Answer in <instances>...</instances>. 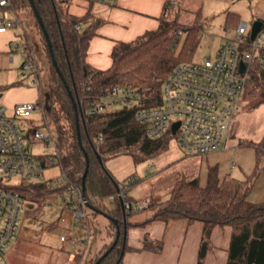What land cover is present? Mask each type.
<instances>
[{"label":"trees","instance_id":"1","mask_svg":"<svg viewBox=\"0 0 264 264\" xmlns=\"http://www.w3.org/2000/svg\"><path fill=\"white\" fill-rule=\"evenodd\" d=\"M11 1L14 11L24 10L35 18L49 62V110L57 138L59 166L67 182L80 188L84 197L90 200L89 207L95 215L106 214L118 220L117 224L110 221L106 230L110 242L102 247L96 257L83 262L79 256L76 259L80 264H96L118 238L116 246L99 263L117 264L124 242V214L120 200H113L112 207L105 201L117 193V186L124 189L133 181L128 183L127 178L117 182L106 163L127 156L135 165H139L169 149L173 138L165 135L151 140L147 127L135 121V114L140 107L161 105L162 88L168 75L177 65L193 61L202 38L201 10L191 24L184 25L170 18L172 3L168 0L159 18V27L146 31L132 41L115 42L111 67L100 70L87 62L90 43L97 35V30L107 22L94 13L98 3L96 0H87L88 12L81 17L69 12L71 0H32V3L30 0ZM226 23L233 30L240 19L235 13L228 12ZM78 25H81L80 29H77ZM116 85L135 88L140 93L139 105L89 115L87 112L91 101L104 89ZM89 87L91 90H88ZM245 98L250 109L264 105V69L259 64H255L250 72ZM74 103L85 114V125L80 119L79 130ZM37 104L43 106V99ZM240 145L254 148L256 152L254 171L246 180L228 176L222 178L217 166L209 167L206 186H202L197 178L177 182L169 197H150V205L143 209L151 210L152 216L149 219L129 222L128 227H145L154 221L169 223L182 219L189 224L201 222L204 231L198 264H204L205 256L212 247L214 228L228 226L232 228L233 234L227 264H264V202L253 203L249 200L256 181L264 171V136L258 143L242 141ZM97 155L102 158L108 174ZM53 182L40 181L14 189L24 201L37 205L38 208L32 211L36 212L45 205L49 194L63 191L68 185L51 188ZM124 201L134 202L127 195ZM136 213L127 210V219ZM144 248L159 253L163 243L154 244L146 238ZM127 250L129 248L126 245Z\"/></svg>","mask_w":264,"mask_h":264},{"label":"rangeland","instance_id":"2","mask_svg":"<svg viewBox=\"0 0 264 264\" xmlns=\"http://www.w3.org/2000/svg\"><path fill=\"white\" fill-rule=\"evenodd\" d=\"M173 1L176 4L170 9V18L184 25L191 24L197 12L201 10L202 38L193 56V61L197 62L209 56L214 57L220 46L227 39L232 38L234 30L229 29L226 23L228 12L235 13L241 22L248 24L249 29L257 18H264V0ZM97 6L101 4L97 3ZM5 11L10 12L12 19L18 17L22 25L0 33V106L12 110L16 105L37 104L43 99L42 111H35L29 118L19 120L20 126L25 129L24 133L34 128L47 130V125L55 131L48 99L49 62L42 47L35 18L30 12L14 11L11 7L0 9V19H3ZM29 46L35 53L39 69L25 68L26 48L29 49ZM241 108V113L235 119L236 126L240 123V130H244L245 133L256 132L264 123V106L250 109L244 96ZM242 114L247 118L245 126L239 120ZM43 145L37 143L29 147L35 155L55 154L53 144L48 148ZM130 162L128 159L127 164L120 166L124 172L129 171V174H133L129 177L133 178V182L127 184V197L141 204L146 197H169L172 187L179 181L197 178L202 186H206L208 170L212 166L218 167L220 177L229 173L228 177L246 180L254 171L256 152L254 148L240 146L208 155H193L184 151L175 137L170 143V148L155 159L135 167ZM233 172L238 173L236 174L238 176H233ZM63 177V172L57 165L45 171L42 182L57 181L61 186L64 182ZM3 183V185H17L21 180L15 178ZM60 204V197L52 193L47 197L45 205L36 212L32 211L38 208L37 205L24 201L18 237L6 252L9 263L49 264L51 261V264H60L65 256L67 258L60 241L62 235L72 236L78 241H86V250L82 248L77 252L80 259L83 254L86 260L96 257L104 244L109 241L106 234L109 219L102 214L94 215L92 209L88 207V223L85 220L78 222L73 212L62 208ZM107 205L111 207L112 203ZM136 212L130 216V219L151 214V210L147 209Z\"/></svg>","mask_w":264,"mask_h":264},{"label":"built area","instance_id":"3","mask_svg":"<svg viewBox=\"0 0 264 264\" xmlns=\"http://www.w3.org/2000/svg\"><path fill=\"white\" fill-rule=\"evenodd\" d=\"M100 4L114 6L118 0H96ZM12 7L11 0H0V9ZM22 25L10 12L5 11L0 19V33ZM81 25L77 26L80 29ZM232 38L227 39L214 57H206L197 62L191 61L177 65L168 75L161 93L162 103L155 107H140L135 121L147 127L148 137L156 140L165 135L176 137L178 145L193 155H208L224 151L235 129V119L241 113V102L245 96L250 72L255 64L264 69V22L252 37V27L241 22L233 29ZM20 46V44H17ZM244 70H241V67ZM25 68L39 69L32 48H26ZM39 76V73H37ZM88 90H91L90 87ZM140 93L128 86H111L104 89L92 100L89 115H97L127 106L136 107L140 103ZM42 111L38 104L16 105L12 110L0 106V264H10L6 252L18 237L24 200L15 187H23L44 178L48 168L59 166L56 134L47 125V130L34 128L24 133L19 120L29 118L33 112ZM44 113V111H43ZM179 124L176 132L173 126ZM42 143L45 148L53 144L55 154L35 155L29 145ZM234 166V165H233ZM68 184L61 193V207L70 209L76 221H87L90 200L86 199L80 188ZM19 178L20 184L3 185L4 181ZM133 178H129V181ZM60 187L59 182L50 184ZM127 188H120L109 200L123 199ZM151 199L143 203H126L125 209L139 211L148 207ZM64 250L70 253L63 264H72L75 253L87 247L86 241H78L62 236Z\"/></svg>","mask_w":264,"mask_h":264},{"label":"crops","instance_id":"4","mask_svg":"<svg viewBox=\"0 0 264 264\" xmlns=\"http://www.w3.org/2000/svg\"><path fill=\"white\" fill-rule=\"evenodd\" d=\"M167 1L168 0H118L117 4L114 6L106 4H101V6L96 5L94 13L105 18L107 22L97 30V35L92 39L89 46L87 62L92 67L100 70H106L111 67V53L115 42L132 41L146 31L156 30L159 27V18L163 14L164 5ZM170 1L172 5L176 4L173 0ZM88 8L89 3L87 0H71L69 4V12L80 17L88 12ZM256 21L264 22V18H257ZM239 120H241L243 124L247 123V118H244L243 114L239 116ZM240 128V123L237 126L235 125L233 137L231 141H228L227 145L229 146L227 147L226 145L225 150L228 148L235 149L240 147V142L242 141L258 143L264 136V123L259 126L257 129L258 131L256 130L254 133H252V131L245 133V131L240 130ZM128 159L135 167L133 160L127 156H122L106 163L107 169L117 182H122L133 176V174H129V171L124 172L121 168L122 165L128 163ZM233 167L232 165V168ZM236 174L238 173H232L233 176H238ZM61 192L62 191L58 193ZM52 195L60 197L62 203L60 195L54 192ZM108 198L105 202L112 203ZM148 198L150 197H146L145 199ZM249 200L253 203L264 202V171L256 181L254 189L249 196ZM133 201L132 203L138 204V201ZM60 206L62 205L60 204ZM151 216L152 212L150 215H146L142 218L130 219L129 217L128 223L143 222ZM86 222L88 223V219ZM203 231L204 225L201 222L189 224V222L184 219L170 221L169 223L154 221L145 227H128L127 246L129 250L125 251L122 264H198ZM232 234L233 230L231 227L214 228L211 235L212 247L205 256L204 264H227ZM146 238L154 244L156 242H162V251L156 253L146 250L144 248V240ZM108 242H110V238ZM64 247L63 244L62 248L67 258H65V256L60 264H63L70 256V253L65 251ZM77 252L75 253V258H71L73 261L72 264H80L76 260V256H78ZM81 259V262L86 260L84 259V254ZM49 264H51V261Z\"/></svg>","mask_w":264,"mask_h":264},{"label":"water","instance_id":"5","mask_svg":"<svg viewBox=\"0 0 264 264\" xmlns=\"http://www.w3.org/2000/svg\"><path fill=\"white\" fill-rule=\"evenodd\" d=\"M30 2L32 3V0H30ZM35 14H36V17L39 20V22H40V24H41V26L43 28L42 21H41L40 16H39V14H38V12H37L36 9H35ZM261 25H262V22L261 21H255L253 23V25H252V37H255V35L259 31ZM45 35L47 37V34L46 33H45ZM48 43H49V47L51 48V44H50L49 41H48ZM54 64H56L55 61H54ZM241 70L242 71L244 70L243 65L241 67ZM73 102H74V99H73ZM74 106H75V109H76L77 123H78V130H79V128H80L79 120L80 119L82 120V123L85 125V114H84V111L76 103H74ZM178 126H179V124H175L173 126V132H176ZM78 136H79V139H80V131L78 132ZM80 143H81V141H80ZM91 144L93 145L92 142H91ZM82 148H83V146H82ZM85 156H86V159L88 160L87 155H85ZM97 157H98L99 162L102 164L105 172L107 173V170L105 168V165L103 163L102 158L99 155H97ZM86 173H87V171H86ZM110 178H112V177L110 176ZM119 190H120V188L117 186V192H119ZM120 204H121V207L123 209V214H124V219H123V225H124V242H123L122 254H121V257H120V259H119V261H118L117 264H121V262L123 260V257H124V254H125L126 245H127V234H128V219H127V214H126V209H125V201L123 199H120ZM103 215L105 217H107L110 221H113L116 224L118 223V220L112 219L110 216H108L106 214H103ZM117 242H118V238L114 241V243L111 246V248L98 260V262L96 264H99L103 260V258H105L109 254V252L112 251V249L116 246Z\"/></svg>","mask_w":264,"mask_h":264}]
</instances>
